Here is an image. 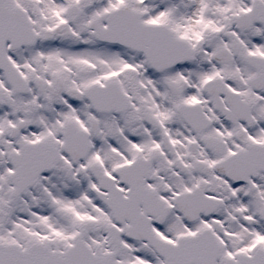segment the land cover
<instances>
[{"label": "snow or ice", "instance_id": "obj_1", "mask_svg": "<svg viewBox=\"0 0 264 264\" xmlns=\"http://www.w3.org/2000/svg\"><path fill=\"white\" fill-rule=\"evenodd\" d=\"M0 264H264V0H0Z\"/></svg>", "mask_w": 264, "mask_h": 264}]
</instances>
